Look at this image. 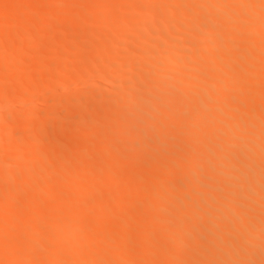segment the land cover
Here are the masks:
<instances>
[{
  "label": "bare ground",
  "instance_id": "6f19581e",
  "mask_svg": "<svg viewBox=\"0 0 264 264\" xmlns=\"http://www.w3.org/2000/svg\"><path fill=\"white\" fill-rule=\"evenodd\" d=\"M77 1L0 0V38H15L16 32L26 30L21 32L23 36L19 34L22 39L17 45L15 41L11 48L8 44L9 50L5 47L6 53L0 54V78L6 80H2L5 84L0 83V91L8 92L7 97H0L3 107H0V125L4 127L5 123L6 132L11 129L6 134L0 128L5 133L0 131V263L130 264L134 260L133 264H264L261 244L264 242V0H244L246 3L240 0L245 3L242 6L237 4L239 0H93L92 5L87 7V4V10L79 6L85 11L73 7ZM35 11L41 13L40 17L38 13L35 16L37 20L31 16ZM137 14H145L147 19L157 16L161 24H152L151 34L146 30L150 21ZM74 16H80L77 22L69 21ZM113 16L116 21L112 24ZM177 17L181 21L175 25ZM108 21L112 26H105L112 30H103L102 25ZM98 26L101 28L96 30ZM73 31L81 35L84 42L78 39L79 35L76 39L82 43L96 40L97 48L92 51L96 46L93 42V47L86 45L87 50L85 44L78 49V42L68 39L69 35L56 40L58 35L63 37L62 33ZM148 33L158 39H150ZM47 34L56 42L44 50L41 40ZM216 34L228 36V41L216 43L213 40ZM135 35L146 41L137 39L140 42L134 48L141 42L145 45H140L135 49L136 55H132L133 47H128V39L133 40ZM125 40L131 55L124 48ZM150 40L154 42L146 45ZM187 48L192 49V58L174 60L169 56L175 51L185 53ZM148 54L151 58L147 59V68L144 57ZM86 58L94 66H87L92 64L83 60ZM107 58H113L111 67L103 69L105 64H101L104 67L100 68L98 65ZM81 60L88 64L78 65ZM74 61L75 67L70 64ZM27 62L30 67L24 66ZM150 65L155 66L151 73L147 70ZM133 71L141 75L137 81L132 78L136 76ZM174 75H180L179 82L184 80L183 83L167 82ZM127 76L132 79L127 80ZM232 79H236V84ZM69 81L77 84V89L72 87L75 91L71 85L68 88ZM14 83L16 86L11 87ZM102 88L108 94H103ZM59 90L62 96L53 94ZM137 90L148 93L144 96ZM37 92L60 97L48 101L43 96L40 99ZM111 92L118 95L117 102H113L115 106L109 109V115L118 118V121L114 119L116 123L103 121L104 116L100 120L96 112L101 110L97 108L95 112L93 105L89 108L84 104L95 96L114 99ZM144 97L149 99L147 106ZM220 97L223 100L217 103L215 98ZM24 100L28 105L35 100L48 109L28 114L33 105L30 108ZM158 111L159 115L154 117L153 112L156 115ZM11 116L17 124L10 123ZM68 118H76L73 125H81L79 120L90 125L96 121V126L93 124L90 132L88 128L75 132L76 128L72 131L70 125L73 120ZM6 123L12 127L21 125L24 130ZM117 130L123 133L117 135ZM22 132L29 133L27 137L31 135L24 139L26 144L16 138ZM167 132L178 135L172 133L174 137L168 138ZM148 136L150 140H146ZM17 142L18 146L24 143L20 146L22 151L13 144ZM9 144L13 146L9 148ZM76 145L82 149L77 150ZM120 148L127 152L121 154ZM8 149L18 153L6 158ZM227 162L231 165H226ZM44 165L49 167L41 174ZM199 166H205L202 168L205 173L198 171ZM20 168L24 170L20 172ZM173 172L185 176L178 179L176 174L172 176ZM71 174L76 180L89 179L80 178V187L76 180L72 182L74 187H79L75 192L56 187V183L70 181ZM37 180L41 186H36ZM36 181L35 187L39 189L34 191ZM173 186L183 191L176 194L174 190L180 189ZM47 187L57 189L49 193L51 196L47 193L48 202L43 192ZM152 187L159 191L153 188L151 191L156 194L148 195ZM245 187H253L250 189L255 191ZM38 190L44 198L38 196ZM21 192H29V196L21 200L18 198ZM78 193L86 198L82 199ZM74 196L82 197L83 201L76 202ZM133 199L140 201L130 205ZM13 204L14 214L7 212V207ZM99 206L104 208L94 214V207L98 210ZM211 208L214 214L209 212ZM206 210L214 216L216 224L223 222L228 232H234L233 236L238 232L239 237L225 235L228 232L219 229ZM187 211L195 214L189 221L182 218L189 216L184 214ZM142 216L148 217V223L138 222L136 218ZM135 219L143 226L138 224L141 231L136 230L138 234L132 235L128 227L133 230L135 224L131 226V223ZM208 220L218 229L209 225V230L201 234V228L196 225L200 234L192 233L194 224H205ZM119 222L123 226L119 227ZM85 224L86 230L88 226L92 228L82 234L80 227ZM96 239L108 242L105 244L104 240V245L99 246L94 242ZM222 251L226 253L217 255Z\"/></svg>",
  "mask_w": 264,
  "mask_h": 264
},
{
  "label": "rangeland",
  "instance_id": "374dc122",
  "mask_svg": "<svg viewBox=\"0 0 264 264\" xmlns=\"http://www.w3.org/2000/svg\"><path fill=\"white\" fill-rule=\"evenodd\" d=\"M80 1H82V2H80ZM133 1L135 2V0H133ZM136 1H137V0H136ZM239 1H240V0H239ZM241 1H242V0H241ZM241 1H240V2H241ZM88 2H89V0H78V1L76 2V5L73 4V5H74L73 7H74V8L77 7V9H79V10L82 9V11H83V10H84V8H83L84 6H85V8H86L87 4H88L87 7H89L90 5L93 4V0H90V2H92V3H88ZM240 2L237 1V4H238L239 6H240L243 2H245V1L243 0V2H241V3H240ZM80 3H81V5H80ZM239 3H240V4H239ZM245 3H246V2H245ZM245 3H243V4L245 5ZM78 4H79V5H78ZM84 4H86V5H84ZM89 4H90V5H89ZM115 4H116V3H115ZM115 4H114V5H115ZM234 4H235V3H234ZM234 4L231 5V6L234 7V6L236 5V4H235V5H234ZM77 5H78V6H77ZM79 6H83V7H79ZM236 6H237V5H236ZM241 6H242V5H241ZM86 10H87V8H86ZM84 11H85V10H84ZM33 13H35V14H33ZM33 13H31V16L33 15L32 18L34 17L35 20H37L36 17H35V16H38L37 13L39 14V17L41 16V15H40L41 13H40L39 11H38V12L35 11V12H33ZM63 15H64V13H63ZM144 15H145V14H143V15L140 14V16H139V14H137V16H139V17L142 16V17H143L144 19H146L147 21H150L151 25H150V23H149V26L146 25V26H147V27H146V30L148 29V30H147L148 32H150L149 29H151L152 24H153V26L158 25V24H161V23H160L161 20H160L157 16H152L153 18L150 17L151 19L148 18V19H149V20H148L147 18H145ZM74 17H75V18H74ZM74 17H73L74 20H71V19H72V18H71V19H69V21L77 22V21H75L76 18H78V17L80 18V16H74ZM113 17H114V16H113ZM113 17H111L112 22L110 21L112 24H113V22H114V20H115V17H114V18H113ZM142 17H141V18H142ZM141 18H139V19L141 20ZM175 18H176V17H175ZM158 20H160V21H158ZM178 20L181 21V18L177 17V19L174 20L175 25L179 23ZM115 21H116V20H115ZM147 21H146V22H147ZM151 21H152V22H151ZM156 22H157V23L159 22V23L157 24ZM68 23H69V22H68ZM72 24H74V23H72ZM72 24H70V25H72ZM75 24H76V23H75ZM112 24H110L109 21H108L107 24H104V25H102V26H105V25H106L107 27H109V25L112 26ZM146 24H147V23H146ZM106 26H105V28L102 27V29H103V30H104V29H107ZM111 26H110V27H111ZM175 27H178V25L175 26ZM99 28H101V26H98V28H96V30L99 29ZM108 30H112V29L109 28V29H107V31H108ZM18 31L20 32L21 30L19 29ZM23 31H24V30H22L21 32H23ZM25 31H26V30H25ZM25 31H24V32H25ZM67 31H68V30H67ZM69 31L71 32V29H69ZM21 32H20V33H21ZM24 32H23V33H24ZM70 32H68L69 34H68V33L66 34V32H65L66 35H64V34L62 33L63 37H58V36H60V35H58V36H57L58 39H56V40H60V41H61V38H66V36L69 35L68 39H69V38H70L71 40L74 39V40H72V41L78 42V44L75 43L76 45H78L77 48H78L79 46H82V48L85 47V49L87 50L88 48L86 47V45H90L91 47H93L92 45H93L94 43H96V46L94 45V47L92 48V51L94 50V48H95V49L97 48V41H96V40H94V41H93V40H91V41L89 40L88 42L86 41V44H85V43H82V42H84V40L81 39L82 37H81V35H80L79 33H78V35L80 36V38H78L77 32H76V33H75L74 31H73V33H70ZM110 32H111V31H110ZM20 33L16 32L17 35H16V34L14 35L15 38H14L13 36H11L10 38H8L9 36L6 37V38H0V51H2V52H0L1 55H3L4 52L6 53V51L9 50V48H8V46H7L8 44H10L9 47L11 48V46H14V44H12V42L15 41V45H17V44L19 43V42H17V41H21V39H22L21 35L23 36V34L21 33V35H19ZM150 33H151V32H150ZM151 34H152V33H151ZM62 35H61V36H62ZM135 36H136V35H135ZM148 36L151 37L152 35H149V33H148ZM153 36H155V35H153ZM4 37H5V36H4ZM20 37H21V39H20ZM146 37H147V36H146ZM156 37H157V36H156ZM156 37H154V38L151 37L150 39H155V41H156V39H158V37H157V38H156ZM18 38H19V39H18ZM44 38H45V39H44ZM55 38H56V36H55ZM76 38L81 39L82 42H81V40H79V41H80L82 44H80L79 41H78ZM139 38H140V37H139ZM139 38H137V36H136V38H133V40L135 39V42H134L133 40L130 41V39H128V43H130L128 47L130 48V45H132V47H133V46L135 45V43H136V45H138L137 42H140V41H137V42H136V40L139 39ZM17 39H18V40H17ZM68 39H66V40H67V41H70V40H68ZM75 39H76L77 41H76ZM131 39H132V38H131ZM141 39H142V38H140V40H141ZM147 40H149V39L147 38ZM213 40L216 41V43L218 42V43L220 44V42H222V41H224V42H225V40L228 41V36H226V35H217V34H216V35L213 36ZM41 41H43L44 43L41 42ZM41 41H40V42L43 43L42 45L45 46V48H43V49L45 50V49H47L46 47L49 48V46L52 45V42L55 41V39H53L51 36H48V34H47V36H46V37H43V40H41ZM72 41H71V42H72ZM95 41H96V42H95ZM125 41H126V42H123V45L125 44L126 46H125V47L122 46V47L120 48L121 50H123L124 48H125V50H126V47H127L128 43H127V40H125ZM141 41H144V42H145V41H146V38H143V40H141ZM150 41H151V42L147 41V42H146V45L149 44L148 46H150V43L154 42V41H152V40H150ZM55 42H56V41H55ZM93 42H94V43H93ZM92 43H93V44H92ZM142 43H143V42H141V44L139 43V47H140V45H145V43H144V44H142ZM11 44H12V45H11ZM53 44H54V43H53ZM55 44H58V43H55ZM55 44H54V46H55ZM84 44H85V46H84ZM38 45H39V43H38ZM39 46H40V45H39ZM44 46H42V47H44ZM83 46H84V47H83ZM90 46H89V47H90ZM5 47H6V49H7L6 51H4ZM42 47H41V48H42ZM75 47H76V46H75ZM123 47H124V48H123ZM135 47H136V46H135ZM139 47H138V48H139ZM50 48H51V47H50ZM50 48H49V49H50ZM79 48L81 49V47H79ZM79 48H78V49H79ZM133 48H134V47H133ZM133 48H130V49H132V52H133L132 55H136L134 52H136V50H138V48H137V49H136V48L133 49ZM89 49H91V48H89ZM120 49H119V52L121 51ZM135 49H136V50H135ZM187 49H188V50H187ZM187 49H186V52H185V53H181V52L179 53V51H175L174 54H173V56H171V53H170L169 56H170V57H173V59L176 58V59H178V60H179V59H182V60H183V58H192L191 55L194 54V53H192L193 51H191L192 49H191V50H190V48H187ZM65 50H66V49H65ZM127 50H129V49H127ZM127 50H126L127 54L129 53L128 55H131V54H130V53H131V50H129V52H128ZM189 50H190V51H189ZM26 51H27V52H25L26 55H27V53H30V52H28V51H30V49H28V50H26ZM90 51H91V50H90ZM90 51H89V52H90ZM184 51H185V50H184ZM188 51H189L190 53H192V54H190ZM23 52H24V51H23ZM64 52H68V51H64ZM123 52H124V50H123ZM123 52H120V54L122 55ZM172 53H173V52H172ZM23 54H24V53H23ZM65 54H66V53H65ZM1 55H0V56H1ZM121 55H120V56H121ZM149 55H150V54H148V56L145 55V57H144V58H146V59H144L146 62H145V61H144V62H145V64H146L147 68H148V66H149V62H148V60L151 58V56L149 57ZM188 55H190V56H188ZM27 57H28V55H27ZM121 57H122V56H121ZM148 57H149V59H148ZM166 57H167V56H166ZM168 58H169V57H168ZM20 59H21V58H20ZM22 59H26V56H23ZM22 59L19 60V62H20V61H23ZM88 59H89V58H88ZM88 59L86 58V59H83V60H85V62L88 61V63H91V62L89 61L90 59H89V60H88ZM108 59H109L110 61L105 62V61L108 60ZM147 59H148V60H147ZM171 59H172V58H171ZM173 59H172V60H173ZM176 59H174V60H176ZM83 60H81V61H83ZM111 60H113V58H107V59H105L104 61H102V63H100L98 66H99L100 68H103V67L105 66L103 69H107V67H111V66H109V65H111V62H112ZM184 60H185V59H184ZM186 60H187V59H186ZM81 61H79V62L76 61V63L78 62V65L83 66V64H84L85 62H84V61L81 62ZM91 61H92V59H91ZM149 61H150V60H149ZM19 62L17 61V63H19ZM109 62H110V64H108ZM20 63H21V62H20ZM20 63H19L18 65H20ZM25 63H26V62H25ZM25 63H23V64H25ZM27 63H28V62H27ZM88 63H86V65H87ZM147 63H148V65H147ZM21 64H22V63H21ZM70 64L73 65L74 67L77 66V64H75V61H74L73 63H70ZM91 64H92V65L89 64V65H87V66H94L93 62H92ZM101 64H105V65L102 66ZM107 64H108V66H106ZM27 65H28V67H30V66H29V63L26 64V65H24V66L27 67ZM84 65H85V64H84ZM86 65H85V66H86ZM21 66H22V65H21ZM188 66H189V65H188ZM188 66H186V69H188ZM22 67H23V66H22ZM151 68L155 69V66H152V67H151V65H150V70L147 69L150 73H151ZM109 69H110V68H109ZM156 69H157V68H156ZM107 70H108V69H107ZM147 70H145V71H147ZM138 71H139V70H138ZM138 71H137V72H138ZM145 71H144V72H145ZM137 72H134V71L132 72L133 74L135 73L134 75H136V76H135L136 79H135V77L132 76V78L134 79V81H137V77L140 78V76H141V75H138ZM152 72H154V71H152ZM201 72H204V71H201ZM140 73H141V72H139V74H140ZM133 74H132V75H133ZM141 74H142V73H141ZM200 74H201V73H200ZM202 74H204V73H202ZM1 75H2V73H1ZM121 75H122V74H119L118 77H121ZM181 75H182V74H181ZM179 76H180V75H179ZM179 76H178V75H174V76H171V77L169 76V77H168V78H169L168 80H170V81H167V78H166V81H167V82H171V83H173V81L175 82V80H177V83H174V84H178V83L181 82V81L179 82V80H180V79H178ZM182 76H183V78L186 77L184 74H183ZM122 77H123V76H122ZM127 77H128L129 79L126 78V77H124V78H126L127 80L130 81L131 76H130V77L127 76ZM16 78L19 79V76L16 77ZM132 78H131V79H132ZM139 78H138V79H139ZM0 79H1L0 83H1V84L4 83V81H2V80H5V79H2V77H1ZM181 79H182V77H181ZM211 79L213 80V78H211ZM19 80H20V79H19ZM171 80H173V81H171ZM234 80H235V81H234ZM15 81H16V80H14V82H15ZM17 81H18V80H17ZM17 81H16V83H17ZM166 81H165V82H166ZM183 81H184V80H182L181 83H183ZM232 81H234L233 83L236 84V79H232ZM5 82H6V80H5ZM71 82H72V81H71ZM167 82H166V83H167ZM237 82H238V80H237ZM16 83H14V84H12V86H11V85H10V86H11V87H14L13 85H15ZM67 83H68V82H67ZM69 83H70V81H69ZM72 83H73V82H72ZM89 83H90V82H89ZM171 83H168V84H171ZM4 84H5V83H4ZM66 85H67V84H66ZM69 85H71V88H72L73 86H75V85H72V84L70 83V84L67 85L68 88H69ZM15 86H16V85H15ZM76 86H77V84H76ZM76 86H75V87H76ZM199 86H201V85H199ZM78 87H79V86H78ZM101 87H103V86H101ZM104 87H105V86H104ZM108 87H109V86H107V91L109 90V92H110L111 90L108 89ZM123 87H124V86H120V88H123ZM201 87H202V86H201ZM62 88H63V87H62ZM68 88H66L67 90L64 88V90H65V91H68ZM71 88H70V89H71ZM105 88H106V87H105ZM125 88H126V87H125ZM125 88H124L123 90H125ZM138 88H140L141 91H142V90H143V91L145 90L144 88L141 89V87H138ZM216 88L218 89V86H217ZM76 89H77V87H76ZM78 89H79V88H78ZM102 89H103V88H102ZM102 89H101V90H102ZM118 89H119V88H118ZM64 90L62 89V91H64ZM71 90H74V91H75V88H72ZM103 90H104V89H103ZM123 90H122V92H123L124 94H129V93H127L128 91H125V92H124ZM138 90H139V89H138ZM138 90H137V91H138ZM159 90H160V88H159ZM59 91H60V90H59ZM62 91H60V92L57 91L56 93L54 92L53 94H55V95L59 94L60 96H62V94H61ZM69 91H70V90H69ZM107 91L104 90V91H103V94L106 93ZM145 91H149V90L146 89ZM5 92H6V93H4V90H3V91H0V93H1L0 97H1V98H2V97L5 98V97L8 96V95H6V94H8V92H7V91H5ZM101 92H102V91H101ZM138 92H140V91H138ZM39 93H40V92H39ZM39 93L37 92V95H38V96H39ZM64 93H65V92H64ZM113 93H114V92H113ZM113 93L111 92V94H113ZM140 93H142L143 95L145 94L144 96H146V94H147L148 92H147V93H146V92H140ZM42 94H43V93H40L39 98H40V99L45 98V99L48 100V101H51L52 98H53V99H56L57 97H60V96H57V97H56V96L49 95V97H51V96H52V97H51L50 99H47V98H49V97L45 96V94H44V96H43ZM106 94H108V93H106ZM115 94H116V92H115ZM113 95H114V94H113ZM113 95H112V96H113ZM42 96H43V97H42ZM101 96H102V97H101ZM101 96H99V97H101V98H98L97 96H95V97H94L95 99L93 98V99L89 100V102H88V100H87V102H84V104L88 105V107L91 106V105H93L94 108L92 107V109H95V112L98 111V110H101V112H103V111L105 110V111H104V114H105V115H104L103 113H101L100 111H99V112H96V113H97L96 116H97V118H101L100 120H102V119L104 118L103 121H105V122H108V121H109L110 123H112V122L116 123V122L118 121V118H117V117L113 118V116H110V115H109V109H110L111 107L115 106V103L117 102V97H116V96H118V95H117V94H116V96L114 95V99L111 98V96H110V98L107 97V95H104V96L107 97V98H106V99H103V98H104L103 95H101ZM41 97H42V98H41ZM54 97H55V98H54ZM96 97H97V98H96ZM91 98H92V97H91ZM147 99H148V98L144 97V103H145V104H146L147 102H149V101H148L149 99H148V100H147ZM215 99H216V101H218L217 103H221V101L223 100V98H222V100H220L221 97H220V98H215ZM26 100H27V99H26ZM26 100H24V101H26ZM115 101H116V102H115ZM32 102H33V104H31ZM34 102H36V101L34 100V101H31V102H30V104L33 105V106L28 105V102H27V101L25 102V103H27V105H28L29 107H30V106L32 107V110H30L31 113L28 112V114H32V113H34V112H36V111L43 113V112H44L43 110H44L45 108H47V106H45V105H41V106H42V107H41V106H39L40 104H38V103L36 102V103L38 104V105H36V103H34ZM113 102H115V103L113 104ZM111 103H112V104H111ZM142 103H143V102H141V105L143 106L144 103H143V104H142ZM90 104H91V105H90ZM149 104H151V101H150V103H148V105H149ZM0 105H1V104H0ZM86 105H85V106H86ZM97 105L100 106V107H97ZM101 105H102V106H101ZM109 105H110V107H109ZM112 105H113V106H112ZM1 106H2V105H1ZM1 106H0V107H1ZM95 106H96V108H95ZM146 106H147V104H146ZM31 107H30V108H31ZM102 107H103V109H102ZM107 107H109V108L107 109ZM143 107H144V106H143ZM2 108H3V107H1V109H2ZM33 108H35V109H33ZM89 108H91V107H89ZM97 108H98V110H97ZM1 109H0V110H1ZM28 109H29V108H28ZM37 109H38V110H37ZM39 109H41L42 111H41V110L39 111ZM47 109H48V108H47ZM47 109H46V110H47ZM33 110H34V111H33ZM35 110H36V111H35ZM161 112H162V111H161ZM36 113H37V112H36ZM96 113H95V114H96ZM99 113H101V114H103V115H101V114H99ZM151 114H152V113H151ZM157 114L159 115V111H158V113H156V115H155V112H153L154 117L157 116ZM100 115H101V117H98V116H100ZM106 115H108V116H106ZM13 116H14V115H13ZM102 116H104V117L102 118ZM109 116H110V117H109ZM14 117H15V116H14ZM16 117H17V116H16ZM149 117L151 118V117H153V116H152V115H149ZM10 118H11V120H13V122H12V121L10 122V120H8V119H10ZM10 118L7 119L8 122H10L11 124H14V123L17 124V122L14 121L15 118L12 119V116H11ZM19 118L24 119L23 116H22V117L19 116ZM17 119H18V118H17ZM62 119H63L64 121L66 120V119H64V118H62ZM68 119L73 120V118H68ZM75 119H76V118H74L73 122L71 121L72 124H70V125H72V127L70 126L71 129H72V128H74V129L76 128V129L74 130L75 132H80V131H78V129H81V132H82V131L84 132V130L87 131V129H85V128H88V130H89V128H90L93 124H94V126H96V121H95L94 123H92V125H90V123H88V122H85V123H87V124H85L83 121H79V120H78L77 122H79V123L81 122V125L84 126V129H83L81 125H73V123L76 122ZM114 119H117V121L114 120ZM63 120H61L63 124L69 122V120H66L67 122L64 123ZM98 120H99V119H98ZM113 120H114V121H113ZM18 122H19V120H18ZM3 123H4V122H3ZM3 123H1V124H3ZM54 123H55V125H56V124H57V125H60V124H58V122H54ZM59 123H60V121H59ZM62 123H61V124H62ZM19 124H22L21 121L19 122ZM3 125H4V127H3L2 125H0V128H1V126H2V128L5 129V132H6V131H7V127H5V123H4ZM6 125H9V123H8V124L6 123ZM52 125H53V124H52ZM55 125H54V126H55ZM57 125H56V126H57ZM9 127L14 128V127H18V125H17V126L13 125V127H12L11 125H9ZM20 127H21V125L18 127L17 130H21L22 127H21V128H20ZM19 128H20V129H19ZM91 128H92V127H91ZM95 128H97V127H95ZM3 129H2V130H3ZM9 130H11V129H8V132H9ZM22 130H24V129H22ZM76 130H77V131H76ZM95 130H96V129H94V127H93L92 132H94ZM0 131H1V129H0ZM29 131H30V129H29ZM72 131H73V129H72ZM90 131H91V130H89L88 132H90ZM246 131H247V130H246ZM248 131H250V129H249ZM8 132H6V134H7ZM31 132H32V130H31ZM116 132H117V135H121V134L123 133L121 130H120V131L117 130ZM1 133H2V134H5L3 131H1ZM25 133H26V132H25ZM25 133L22 132V135L19 134L20 136L17 135L16 138H17L18 140H20V141L23 140V142L26 141V143H27V140L29 139L28 137H30L31 135H29V136L27 137V135H28L29 133H28V132H27L28 134H25ZM172 133H173L174 136H177V135H178V134L175 133V132H167V133H166V136H167L168 138H169V137H172V136H173ZM250 133H252V131H250ZM175 134H177V135H175ZM246 134H247V133H246ZM248 134H249V133H248ZM174 136H173V137H174ZM18 137H19V138H18ZM26 137H27L28 139H27ZM173 137H172V138H173ZM147 138H148V140H150V139H149V136L146 137V140H147ZM17 139H16L15 141H17ZM24 139H27V140H24ZM57 142H59V141L57 140ZM18 143H19V142H17V143H13V144H16V145H15V147H16V146H18V145H17ZM24 143H25V142H24ZM24 143H21V145H19L18 147L22 146V144L24 145ZM26 143H25V144H26ZM13 144H9V148H10V145L13 146ZM76 146H77L78 149H77L76 147H75V149H77V150L82 149L81 146H80V147H79V145H76ZM24 147H25V146H23V148H24ZM6 148H8V145L6 146ZM20 148H21V147H20ZM20 148H19L18 152L20 151ZM111 148H113V147H111ZM16 149H17V148H16ZM109 149H110V148H109ZM249 149L251 150L252 147H248V150H249ZM11 150L14 151V148H11ZM11 150L8 149V151L5 152L6 154H4V156L6 155V156H5L6 158L13 157V155L17 152V150H16V151L14 152V154H13V152H11ZM23 150H24V149H23ZM110 150H112V149H110ZM114 150H116V149H114ZM118 150H119V148H118ZM118 150H117V152H118ZM123 150H124V149H121V148H120V152H121V154H124V153L127 152V151H123ZM21 151H22V148H21ZM122 151H123L124 153H123ZM18 152H17V153H18ZM34 152H36V153H37V152H38V153L41 152V153H42V151H40V150H36V151H34ZM43 152H44V151H43ZM117 152H116V153H117ZM11 153H12L13 155H11ZM41 153H40V154H41ZM46 153H47V152H45V154H46ZM118 153H119V152H118ZM42 154H43V153H42ZM121 154H120V155H121ZM4 156H3V157H4ZM5 157H4V158H5ZM229 162L232 164L231 161H229ZM231 164H228V162L226 163V165H231ZM47 166H48V165H44V166L40 169V171H42L41 174H42V173H45L46 170H45L44 168L48 169L49 166H48V167H47ZM199 167L201 168V166H199ZM97 168H99V167H97ZM202 168H205V166H204V167L202 166ZM202 168H201V169L198 168V171L203 170ZM206 168H207V167H206ZM21 170H24V168H22V169L20 168V169H19L20 172H22ZM206 171H207V170H206ZM46 172H47V171H46ZM200 172H201V171H200ZM202 173H205V170H203ZM175 174H176V176H175ZM181 174H182V173H180V175H181ZM182 175H184V174H182ZM182 175L179 176V174H178L177 172H173V173H172V176H173V177L175 176V178L178 177V179H179L180 177L184 178L185 175H184V176H182ZM5 177H6V176H5ZM5 177L2 176V178H5ZM74 178H75V176H73V174H71V176H70V179H71V180H70V181L68 180L67 183H63V184H62V183H56L57 186H56V185H51V186H53V187L56 186V187L59 188V189H61V188H63V187H67V188H63V189H65V191H68V192H73V191L75 192V190H78V188L80 187V186H79V183L81 182V181H80V178H81V177L77 178V180L74 179ZM82 178H83V179H82ZM82 178H81V180H83V181L86 180L84 177H82ZM175 178H174V179H175ZM78 179H79V180H78ZM88 179H89V178H87V180H88ZM178 179H177V180H178ZM75 180H76V182H75ZM87 180H86V181H87ZM175 180H176V179H175ZM37 181L39 182L38 185H36V184H37ZM37 181L34 182L35 184L33 185V186H34V187H33L34 191H36L37 189H39V187L36 188L35 185H36V186H39V185L41 186L40 181H39V180H37ZM78 181H79V182H78ZM83 181H82V183H81L80 185L83 184ZM72 182H75V184H76L77 186H79V187H78V188H77L76 186L74 187V183H72ZM77 182H78V183H77ZM60 184H61V186H60ZM64 185H65V186H64ZM72 186H73V187H72ZM60 187H61V188H60ZM68 187H69V189H70V187H72V188L69 190ZM173 187H174V186H173ZM175 187H177V189H180V190L175 191V190H174ZM175 187H174V189H172V190H174V193L179 194L180 191H181V192L183 191L181 187H179V186H175ZM178 187H179V188H178ZM49 188H50V189H49ZM49 188L47 187L46 189H43V190H46V191H43L42 189H40V190H42L43 192H46V194H45L46 197H45V196H41V195H42V194H41V191L38 190V196L41 194L40 196L43 197V198L45 197V200H47L46 202H48V200L50 199V198H48V197L51 196L49 193H55V192L57 191L56 188H55V190H54V188H51V187H49ZM153 188H155V187H152V189L149 188L150 192H148L149 190H147V192H148L147 194H148V195H149L150 193H151V195H152V192H153V191H151V190H154ZM250 188H251V187H250ZM250 188H248V187L246 188V187H245V189H249V191H252V192L255 191V190H254L255 188L253 189L254 191L251 190L253 187H252L251 189H250ZM51 189H52V190H51ZM59 189H58V190H59ZM63 189H61V190H63ZM67 189H68V190H67ZM73 189H74V190H73ZM157 189H159V188H157ZM157 189L155 188L154 191H156ZM47 190H48V191L50 190L51 192H50V191L48 192ZM158 191H159V190H157V192H158ZM0 193H2V192H0ZM28 193H29V192H27V193H26V192H21V194L19 195L20 197L18 196V198L21 199V200H22V198L25 199V197H28V196H29ZM39 193H40V194H39ZM47 193H48L50 196H49ZM78 194L80 195V193H78ZM153 194H156V193L153 192ZM0 195L2 196V194H0ZM43 195H44V193H43ZM47 195H48V196H47ZM77 196H78V195H77ZM80 196H82L83 198H82V197H78V198H77L76 196H74V197H76L77 199L71 198V199H72L71 202L74 203V204H75L76 202H79V203H80L79 200H81V202H82V201H83L82 199H85V198H86V197H84L85 194H84V195L81 194ZM80 198H82V199H80ZM225 198H226V197H224V199H225ZM73 199L76 200V202H74ZM78 199H79V200H78ZM137 200H138L137 202L140 201V199H137ZM69 201H70V200H69ZM131 201H132V202H131ZM133 201H134L135 203H133ZM71 202H70V203H71ZM137 202H136L135 199H133V200H130V201H129V204H130V205H131V204L137 205V204H138ZM72 203H71V204H72ZM136 203H137V204H136ZM259 204H262V202H259ZM9 206H10V205H9ZM9 206H8V207H9ZM14 206H15V205L13 204L12 207H11V206L9 207L10 209L12 208V210L8 209V207H7V212L10 211V212H12V213L14 214V212H13V210H14V208H15ZM257 206H258V202H257ZM261 206H262V205H260L259 207H261ZM16 208H17V206H16ZM99 208H100V209H99ZM103 208H104V206H103V207H102V206H99V207H98V210H97V208L94 207V214H98V212L101 211ZM92 209H93V208H92ZM214 209H215V208H214ZM208 210H209L210 213H213V214H214V211H213L212 208H211V210H212L213 212H212L210 209H208ZM14 211H15V210H14ZM91 211H93V210H91ZM95 211H97V213H96ZM191 211H192V210H191ZM188 212H189V211H187V212L184 213V214H187V215H189V216H187V217H182V218H183V219L186 218V220L189 221V219H191L195 214H193L192 212H189V213H191V214H189ZM194 212H196V211H194ZM206 212H207V210H206ZM182 214H183V213H182ZM182 214H181V215H182ZM184 214H183V215H184ZM213 214H212V215H213ZM183 215H182V216H183ZM191 215H193V216L191 217ZM184 216H185V215H184ZM207 216H209V219H210V220H213V222H214V216L211 217V215H210L208 212H207ZM143 218H144V219H143ZM187 218H188V219H187ZM207 218H208V217H207ZM136 219H138V222L141 221L140 223L143 224V225L146 224V222L148 223V221H149L148 217H147V219H146L145 216L138 217V218H136ZM136 219H135L134 221H136ZM142 219L145 220V221L143 222ZM147 220H148V221H147ZM208 221H209V220H208ZM208 221H207V222H208ZM142 222H143V223H142ZM205 222H206V221H205ZM207 222H206L205 224L202 223L203 226H201V225H202L201 223H198V224L196 223V224H194V226H195V230H193V228H194V227H193V228L191 229V230L193 231L192 233L200 234L199 232H203V233H201V234H204L207 230H209V228H214L213 226H216V225H218V226H219V229L221 228V230H222L223 232H224V231H225V233L228 232V231L226 230L225 224H224L223 222H220V223H218V224H216V222H214V224H216V225L212 224L213 226H211V223H213V222H211V221H209L208 223H207ZM209 223H210V224H209ZM221 223H222L224 226H223ZM19 224H20V223H19ZM120 224H121V225H120ZM131 224H133V225H131V226H134V224H135V226H134L133 230L131 229L132 227H131V228L128 227V228H129V229H128V232L133 231V232H131V234H132V235H137V234H138L137 231L139 230L138 232H140V231H141L140 229H142L141 227H142L143 225L141 226V225L138 223V224L141 226V227L139 228V225L137 224V221L134 222V223L132 222ZM155 224H156V223H154V225H155ZM219 224H220V225H219ZM0 225H1V224H0ZM22 225H24V224H22ZM89 225H91V224H89ZM196 225H198V228H199V227L201 228V229H199V232L196 231V230L198 229ZM204 225H206V227H205L206 230H204V229H205V228H204ZM209 225H210V227H209ZM86 226H87V225L85 224V226L82 225V226L80 227V229H82V230L84 231L82 234H87V233H89V231H88V230H89V227L92 228V226H88V227H87L88 230H86ZM121 226H123V224H122V222H119V227H121ZM129 226H130V225H129ZM136 226H138L139 229H138ZM191 226H193V225H191ZM191 226H190V228H191ZM218 226H216L217 229H218ZM202 227H203V228H202ZM207 227H209V228H207ZM222 227H223V228H222ZM83 228H84V229H83ZM91 228H90V229H91ZM135 228H137V229H135ZM196 228H197V229H196ZM202 229H203V230H202ZM214 229H215V228H214ZM223 229H224V230H223ZM136 230H137V231H136ZM79 231H80V230H79ZM135 231H136V233H135ZM226 231H227V232H226ZM80 232H82V231H80ZM134 233H135V234H134ZM192 233H191V234H192ZM229 233H230V232H228V234H225V235L228 236V235L231 234V237H232V236H233L232 234H233L234 232H232V233H230V234H229ZM237 233H238V232H237ZM237 233L235 232V236H233L234 238H235V237H236V238L239 237V233H238V234H237ZM128 234H130V233H128ZM197 234H196V235H197ZM237 236H238V237H237ZM107 239H108V238H107ZM98 240H99V242H98ZM104 240H105V242H106L105 244H107L108 241H106V239H103V241H104ZM103 241L100 242V239H96V241H94V242L100 246V244H101V245H102V244L104 245ZM260 243H261V242L256 243V244H257L256 246L258 247V246L260 245ZM261 244H263V246H264V242H262ZM79 245H80V243H79ZM254 246H255V244H254ZM163 247H164V246H163ZM257 247H255V249H258ZM261 247H262V245H261L259 248L261 249ZM67 248H68V247H64L63 249H66V251H67V250H68ZM38 249H42V247H40V248H38ZM64 251H65V250H64ZM66 251H65V252H66ZM222 252H223V251H222ZM222 252L217 253V255L222 256L223 254L226 253V251H224L223 253H222ZM131 261H132V262L129 261L130 264H133V261H134V260H131ZM1 263L3 264V262H1ZM1 263H0V264H1ZM147 263H148V264H152L151 262H147ZM147 263H146V264H147ZM97 264H98V263H97ZM99 264H101V263H99ZM102 264H104V263L102 262ZM128 264H129V263H128ZM135 264H136V263H135ZM153 264H154V263H153Z\"/></svg>",
  "mask_w": 264,
  "mask_h": 264
}]
</instances>
